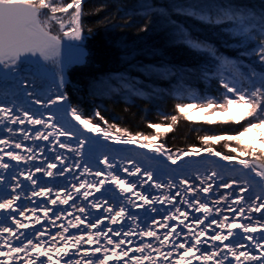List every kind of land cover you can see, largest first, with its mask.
<instances>
[{"label": "snow or ice", "instance_id": "6c2138e0", "mask_svg": "<svg viewBox=\"0 0 264 264\" xmlns=\"http://www.w3.org/2000/svg\"><path fill=\"white\" fill-rule=\"evenodd\" d=\"M85 3L0 0V264H264V0L159 10L138 2L125 10L127 17L165 19L180 43L210 58L202 76L219 85L218 95H193V102L175 104L176 114L146 120L152 134L110 122L98 107L89 116L72 104L70 73L88 56ZM172 13L223 26L240 45L236 58L193 36ZM97 83L104 87L93 95H145L124 76ZM233 108L245 111L227 116ZM190 109L218 111L227 116L219 123L240 127L173 151L161 136L181 116L191 122ZM254 132L258 139L245 143ZM221 141L234 155L210 146ZM202 154L228 164L205 167L202 176L204 166L185 159Z\"/></svg>", "mask_w": 264, "mask_h": 264}, {"label": "trees", "instance_id": "16d2710c", "mask_svg": "<svg viewBox=\"0 0 264 264\" xmlns=\"http://www.w3.org/2000/svg\"><path fill=\"white\" fill-rule=\"evenodd\" d=\"M138 2L151 3L159 10L172 9L174 5L208 4L214 0L86 1L84 8L90 13L85 17V50L88 56L82 66L71 71L70 81L73 86L67 87L66 91L74 105L79 104L88 109L92 106L98 107L110 122L119 123L131 131L132 128H145L143 130L150 132L152 130L146 127V120L160 122V111L169 115L176 114L175 104L193 102V95H218L219 85L205 80L202 76L204 69L213 66L210 58L195 54L180 43L165 19L158 15H153L150 19L143 18L139 12L132 17L125 16V10L131 11ZM231 2L237 5L258 6L261 0ZM101 3L110 6L99 13L91 14ZM171 19L184 26L193 36L215 45L223 55L236 58V49L240 45L234 39H229L223 26L209 25L175 13L171 14ZM145 28L147 30H143ZM88 29L92 30L91 34ZM168 68L182 74L176 77L165 75ZM121 76L127 77L130 82H137L145 95L130 97L120 91L112 95H93L95 88L104 87L97 81L119 80ZM217 127L215 124L189 122L181 116L174 131L166 136L162 135L161 140L173 151L186 149L189 145L199 146V136L218 135L220 132H216ZM227 127L234 130L240 125L230 124Z\"/></svg>", "mask_w": 264, "mask_h": 264}, {"label": "rangeland", "instance_id": "374dc122", "mask_svg": "<svg viewBox=\"0 0 264 264\" xmlns=\"http://www.w3.org/2000/svg\"><path fill=\"white\" fill-rule=\"evenodd\" d=\"M88 1V0H86ZM83 44L85 45V40L83 41ZM83 65V64H82ZM80 65V66H82ZM79 65L75 66L73 69L77 68V67H80ZM72 69V70H73ZM72 87L73 86V83H70L69 85L66 86L67 87ZM167 87V86H165ZM98 88H95V90H97ZM189 99L191 100V97H189ZM29 101H30V98H29ZM190 103V102H188ZM74 105V104H73ZM32 107L35 109V108H38L39 106L37 105H32ZM82 110L85 111L86 115H89L91 116L92 113H93V110L95 109V107H90L89 109L86 108V107H81ZM245 111V109H242V108H233L230 110V112L227 114V116H236L238 117L239 115L242 114V112ZM189 112V115L192 117V121L194 122H203V123H207V121H217V123H212V124H215L216 126H218L217 128H215L217 131L216 132H220L219 134H224V133H228V134H234V131L231 130L229 127L227 126H230L231 123L229 124H224V123H219L220 121H223L225 119H227V116H225L224 114H221L220 112L218 111H215V110H210L209 112H205L203 110H197V109H190L188 110ZM132 115V114H131ZM128 118H132V117H128ZM135 118V117H133ZM123 121V120H122ZM129 121H131L129 119ZM127 123V122H126ZM242 123H246L245 122H242ZM119 124V123H118ZM129 124V123H127ZM209 124V123H207ZM120 125V124H119ZM232 125V124H231ZM234 125V124H233ZM121 126V125H120ZM144 126V125H143ZM36 127H39V126H36ZM124 127V126H122ZM131 127V126H130ZM147 127V126H146ZM132 128V127H131ZM145 128H140V129H136L134 130L132 128V131L135 133L137 131H141V132H144L145 134H152L153 130L152 131H145L143 130ZM149 129V128H148ZM218 134V133H217ZM214 135V134H212ZM258 137H257V134L254 132V133H251L248 137H245V143H251L252 141L254 140H257ZM26 143H29V142H26ZM40 143H46V142H40ZM224 144H225V141H221L219 144H213V145H210V146H213L216 148V150L218 151H221L222 153L224 154H231V155H234L233 153H229L228 150L224 147ZM232 146H236L235 145V142H231ZM200 146V145H199ZM259 147V145H257ZM173 150V149H172ZM60 151H65V150H60ZM67 155H72L71 153H66ZM205 158H213L215 160H219L218 157H210L208 156L207 154H202L201 156L199 157H191V158H185V159H192V161L196 160V159H203L205 161ZM221 163L223 164H228V162L226 161H221L219 160ZM14 163V162H13ZM194 163V162H193ZM198 165H203L204 167H200V172L199 174L200 175H206V171H205V167L207 168L208 171H211L212 167H211V163H207V165L203 164V162H195L194 164V167L198 166ZM38 176H40V174H37ZM47 180L48 183H52V180L51 178H45ZM221 192L223 191H226L224 189H220ZM71 231H75V230H71ZM163 231V230H161ZM138 239V238H137Z\"/></svg>", "mask_w": 264, "mask_h": 264}, {"label": "bare ground", "instance_id": "6f19581e", "mask_svg": "<svg viewBox=\"0 0 264 264\" xmlns=\"http://www.w3.org/2000/svg\"><path fill=\"white\" fill-rule=\"evenodd\" d=\"M61 56H63V49L61 50ZM91 135V134H90ZM114 147H119V148H124V149H127L128 150V154L129 155H134L135 152H145L147 153L148 155H155V153H152L149 149H140L138 147V145H114ZM187 163L192 165L194 167V164L195 162H203V164L207 165V163L209 161H216L217 163L215 165H211V167H219L220 165H227V164H223L221 163L219 160H215L213 158H205V161L203 159H196L194 161H192V159H186ZM194 162V163H193ZM170 163V162H169ZM184 162H180V166H183ZM230 166V165H229ZM170 167H177L176 165H170ZM99 195V194H97ZM64 207H67V206H64ZM139 211V214L141 216L144 215V212L143 210H138ZM60 221H57V224H59ZM37 227H39V225H37ZM56 229L53 228L52 231L54 232Z\"/></svg>", "mask_w": 264, "mask_h": 264}, {"label": "water", "instance_id": "95a60500", "mask_svg": "<svg viewBox=\"0 0 264 264\" xmlns=\"http://www.w3.org/2000/svg\"><path fill=\"white\" fill-rule=\"evenodd\" d=\"M82 65V64H81ZM80 66V65H79Z\"/></svg>", "mask_w": 264, "mask_h": 264}]
</instances>
